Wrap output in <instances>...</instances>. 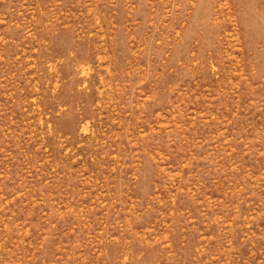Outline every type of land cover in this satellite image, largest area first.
<instances>
[{"label": "rangeland", "instance_id": "1", "mask_svg": "<svg viewBox=\"0 0 264 264\" xmlns=\"http://www.w3.org/2000/svg\"><path fill=\"white\" fill-rule=\"evenodd\" d=\"M0 264H264V0H0Z\"/></svg>", "mask_w": 264, "mask_h": 264}]
</instances>
